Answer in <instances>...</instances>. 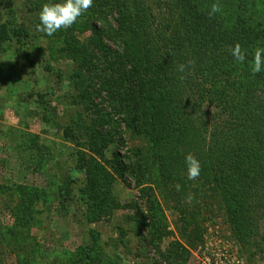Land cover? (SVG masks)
Masks as SVG:
<instances>
[{
  "label": "rangeland",
  "instance_id": "1",
  "mask_svg": "<svg viewBox=\"0 0 264 264\" xmlns=\"http://www.w3.org/2000/svg\"><path fill=\"white\" fill-rule=\"evenodd\" d=\"M164 1L93 0L48 36L38 14L62 0H0L21 37L0 40V264H264V215L247 239L228 216L243 207L228 161L220 180L203 167L189 180L177 152L200 147L162 135L183 123L182 23L214 0ZM230 2L217 20L244 3Z\"/></svg>",
  "mask_w": 264,
  "mask_h": 264
},
{
  "label": "trees",
  "instance_id": "2",
  "mask_svg": "<svg viewBox=\"0 0 264 264\" xmlns=\"http://www.w3.org/2000/svg\"><path fill=\"white\" fill-rule=\"evenodd\" d=\"M166 1V9L167 6L173 9L186 6L183 0H176L174 4ZM226 1L214 0L212 3L224 4ZM239 1L231 0L230 5L238 7ZM242 1L241 12L239 8L230 10V16L221 21L217 20L216 14L209 15V8H201L187 16L190 21L182 23L181 42L184 45L177 63L178 66L185 65V70L180 71L176 85L183 123L178 127L179 133L162 135L175 137L171 148L176 144V147L190 144L200 147L198 153L192 150V154L200 162V167L209 169L214 180L220 178V166L228 161L225 165L230 172L228 186L237 188L234 195L243 205L238 208V204H228V216L234 226L243 231L241 238L246 236L247 239L251 231L259 230L258 224L264 215V67L261 72L253 73V60L249 57L251 51L254 53L257 48H264V6L255 10L253 0ZM13 11L8 9V12ZM13 18L11 15L1 21V41L20 40ZM236 43L245 53L243 62H237L228 51L229 46ZM215 94L224 108L218 106ZM121 105L117 109L122 113L125 108ZM205 105L212 112L210 119L203 117L207 114L202 110ZM166 115L170 119L176 113ZM119 139L122 140V136ZM165 142L159 140V143ZM177 153L185 162L188 152ZM114 154L123 171L121 155ZM85 165V162L78 161L73 168L80 169ZM94 182L95 178L92 184ZM87 195L93 198L95 191ZM232 196L233 193L228 194V198ZM100 203L101 199L95 206L100 207ZM29 216L34 217L35 212L29 211Z\"/></svg>",
  "mask_w": 264,
  "mask_h": 264
},
{
  "label": "clouds",
  "instance_id": "3",
  "mask_svg": "<svg viewBox=\"0 0 264 264\" xmlns=\"http://www.w3.org/2000/svg\"><path fill=\"white\" fill-rule=\"evenodd\" d=\"M93 0H62L59 3H45L39 12V23L36 25V31L52 36L60 29L70 28L83 13L92 7ZM221 5L213 3L209 15L212 16L220 12ZM228 51L237 62L245 60V53L242 51L239 43L229 46ZM264 67V48H257L254 51L251 71L259 73ZM185 65H179V71L183 72ZM185 164L187 168V178L195 180L200 175V162L191 153L186 154ZM179 190V185H177Z\"/></svg>",
  "mask_w": 264,
  "mask_h": 264
}]
</instances>
